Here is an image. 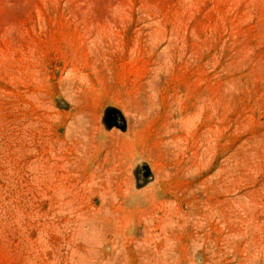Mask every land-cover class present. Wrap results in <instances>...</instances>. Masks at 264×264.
<instances>
[{"label": "rangeland", "instance_id": "1", "mask_svg": "<svg viewBox=\"0 0 264 264\" xmlns=\"http://www.w3.org/2000/svg\"><path fill=\"white\" fill-rule=\"evenodd\" d=\"M0 264H264V0H0Z\"/></svg>", "mask_w": 264, "mask_h": 264}]
</instances>
